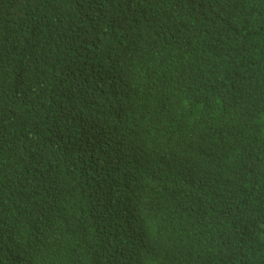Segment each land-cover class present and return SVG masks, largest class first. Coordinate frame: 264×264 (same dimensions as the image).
Listing matches in <instances>:
<instances>
[{"label":"trees","instance_id":"1","mask_svg":"<svg viewBox=\"0 0 264 264\" xmlns=\"http://www.w3.org/2000/svg\"><path fill=\"white\" fill-rule=\"evenodd\" d=\"M0 264H264V0H0Z\"/></svg>","mask_w":264,"mask_h":264},{"label":"clouds","instance_id":"2","mask_svg":"<svg viewBox=\"0 0 264 264\" xmlns=\"http://www.w3.org/2000/svg\"><path fill=\"white\" fill-rule=\"evenodd\" d=\"M94 141H95V140H89L85 145H83V146L86 147V149L84 150L83 153H86L89 149L97 148V147H99L101 144H103V142H98L96 145L92 146V143H93ZM134 187H135V182H134V183L131 185V187H130V190H129L130 193L132 192V189H133ZM119 189H120V187H119ZM113 197H115V194H114L113 189L108 188V189H107V193H106V195H105V198H113Z\"/></svg>","mask_w":264,"mask_h":264}]
</instances>
